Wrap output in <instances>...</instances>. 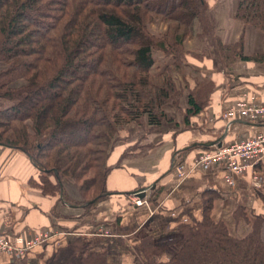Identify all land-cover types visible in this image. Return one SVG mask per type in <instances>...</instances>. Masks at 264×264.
Wrapping results in <instances>:
<instances>
[{
  "label": "trees",
  "instance_id": "obj_1",
  "mask_svg": "<svg viewBox=\"0 0 264 264\" xmlns=\"http://www.w3.org/2000/svg\"><path fill=\"white\" fill-rule=\"evenodd\" d=\"M236 2L234 19L264 34V0ZM158 21L166 30L156 35L150 26ZM193 38L209 41V48L187 51ZM154 53L166 60L155 73ZM190 57L212 60L213 71L235 63L264 67V52L244 55L243 37L222 42L206 0H0V65L6 67L0 69V146L25 154L43 175L29 180L31 188L53 199L62 192L68 206L89 213L112 195L106 181L121 161L152 148L140 139L111 164L121 127L137 123L157 133L177 118L187 126L208 106L212 74L194 68ZM70 130L81 132L78 142L66 141ZM64 178L79 188L82 202L67 198ZM205 202L203 221L180 229L167 263L156 262L163 251L145 238L136 264H264V216H253L250 233L237 239L211 220ZM237 211L236 218L245 216ZM45 264L107 262L76 238Z\"/></svg>",
  "mask_w": 264,
  "mask_h": 264
},
{
  "label": "crops",
  "instance_id": "obj_2",
  "mask_svg": "<svg viewBox=\"0 0 264 264\" xmlns=\"http://www.w3.org/2000/svg\"><path fill=\"white\" fill-rule=\"evenodd\" d=\"M209 3V16L224 44H234L243 37L245 56L264 52V34L234 19L236 0H209ZM156 25L150 26L152 33V26L155 29ZM185 47L198 54L209 48V41L202 44L193 38ZM189 63L203 74H212L215 89L208 106L191 118L187 126L183 118H177L164 123L157 133L140 138L142 146L152 148L143 157L121 161L110 173L106 188L112 195L91 216L84 215L79 208H63L56 197L49 198L31 188L29 180L36 179L38 172L30 159L17 150L0 146V232L11 239L32 238L50 230L64 232L46 245L35 247L22 259L0 254V264H45L58 249L69 246L76 238L84 240L87 253L103 254L107 264H136L139 258L135 250L143 239L149 238L163 251L156 262L167 263L178 248L180 229L203 221L208 197L212 198V220L224 223L229 234L237 239L250 233L253 216H264V189L253 187L249 172L236 176L234 187L229 188L221 166L197 168L180 178L175 163L176 159L180 160L187 168L208 149L200 144L215 142L222 136L225 131L222 114L239 97L240 89L264 87V67L235 63L228 69L213 71V62L206 57L202 60L190 57ZM259 128H264V124L251 127L234 120L222 145L232 129L237 135L250 136L255 131L258 133ZM139 140L123 142L126 147L122 150ZM233 141H236L234 137L229 143ZM186 148H190L186 155L179 153ZM120 155L110 157V163H117ZM255 169L264 179V165ZM152 184L155 187L147 191L145 200L155 209L154 214L145 208H132L129 197ZM69 194L72 200L79 201L77 194ZM238 207L244 210L245 219L233 216Z\"/></svg>",
  "mask_w": 264,
  "mask_h": 264
},
{
  "label": "built area",
  "instance_id": "obj_3",
  "mask_svg": "<svg viewBox=\"0 0 264 264\" xmlns=\"http://www.w3.org/2000/svg\"><path fill=\"white\" fill-rule=\"evenodd\" d=\"M225 122V130L228 132L231 122L246 121L254 124L264 122V98L251 92H243L233 105L221 116ZM264 164V132L256 133L245 141H233L204 151L187 168L177 164L180 176H186L189 172L201 167L221 166L224 169V181L229 188L235 185V177L253 172L259 165ZM255 184L260 180L254 178ZM131 204L140 207L146 204V200L140 199L138 194L132 196ZM50 234V232H48ZM46 231L40 232L35 238L24 239L17 237L11 239L8 235L0 232V254H8L19 260L26 257L35 247L46 244L53 235ZM49 236V237H48Z\"/></svg>",
  "mask_w": 264,
  "mask_h": 264
},
{
  "label": "rangeland",
  "instance_id": "obj_4",
  "mask_svg": "<svg viewBox=\"0 0 264 264\" xmlns=\"http://www.w3.org/2000/svg\"><path fill=\"white\" fill-rule=\"evenodd\" d=\"M207 1V3H208V5H210V3H209V0H206ZM154 24H157L156 26H157V28H155L154 29V27L152 26V30H154L153 31V34H154V32H160V33H164L165 32V30H166V26L164 25V24H162V23H160L159 21L158 22H156V23H154ZM195 30L197 31V25H195ZM192 40V39H191ZM190 41V40H189ZM188 42V41H187ZM154 58H155V60H156V67L152 70L154 73L155 72H158L163 66H164V64L166 63V60H165V58L161 55V54H159V53H154ZM6 67L5 66H3V65H0V69H5ZM176 81H179V79L178 78H176ZM251 88H249L248 90L249 91H247V90H245L246 88H244V89H240L237 93H239V94H241V93H243V92H251V93H255V94H257V95H259L261 98H264V87H256V86H250ZM238 99V98H237ZM236 99V100H237ZM235 100V101H236ZM234 101V102H235ZM233 102V103H234ZM6 103V102H5ZM6 105L7 106H10V103H6ZM233 105V104H232ZM231 105V106H232ZM230 106V107H231ZM229 107V108H230ZM228 108V109H229ZM252 130H254V129H252ZM141 131V132H140ZM255 131V130H254ZM259 132H264V128H259L258 129V133ZM67 133L69 134V136H67V135H65V137H66V141L67 140H71V139H74L75 141H79L80 140V136H81V132H79V131H73V130H70V131H67ZM147 133L148 134H150V132L148 131V129L147 128H145V127H142L141 125H139V124H137V123H130V124H128V125H126V126H123V127H121L120 129H119V132H118V137H119V140H118V142L115 144V146H114V151L112 152V154L110 155V157H112V158H115V157H117V156H119L120 154L122 155L124 152V150H122V149H124L125 147H126V144L125 143H123V142H127V141H132V140H135L136 141V139H140V138H144V135H147ZM235 135H237L236 134V131L234 130V129H232L231 131H230V135H229V138H227L226 140H225V144L226 143H229V141L231 140V138H235L236 139V141H245V140H248L249 138H251V136L253 135H256V131L252 134V135H250V136H246V134H241V133H239L237 136H235ZM143 136V137H142ZM252 136V137H253ZM145 139V138H144ZM129 148V147H128ZM127 148V149H128ZM126 149V150H127ZM125 150V151H126ZM119 152H121L120 154H119ZM204 152V151H203ZM135 153H136V151H135ZM121 155H120V157H121ZM110 157H109V161H110ZM120 157H119V159H120ZM125 160V159H124ZM264 165V164H263ZM263 165H261V166H263ZM176 170L178 171V169L176 168ZM248 173V172H247ZM250 173V175H251V181H252V184H253V187L254 188H256V189H259V188H263L264 189V179L262 178V176H259L258 175V173L256 172V169L253 171V172H249ZM187 175V174H186ZM39 176H43V175H41L40 173H38L37 174V176H36V179L38 180V178H39ZM179 177L181 178V177H184V176H180L179 175ZM254 178H257L258 180H260V184L259 183H257V185L255 184V181H254ZM261 178H262V180H261ZM52 180V179H51ZM66 185V186H65ZM64 186H65V188H64ZM62 187H63V189H64V192L66 193V196H67V198H70L68 195H70L69 194V192H73V193H75V194H77V196H79L78 197V200L79 201H77V202H82L83 201V199H82V197H81V192H80V190H79V188L74 184V182L72 181V180H70V179H67V178H64V179H62ZM133 195H136V193H133L130 197H129V205L132 207V208H145V209H147L151 214H154V210L155 209H153L152 207H151V204L150 203H148V201L146 202V204H142V206H140V207H135L134 205H132L131 204V202H130V200L133 198L132 196ZM111 196V195H110ZM109 196V197H110ZM108 197V198H109ZM56 198H57V200H58V203L60 204V206L61 207H63V208H66L67 206H68V204L66 203V202H64L63 201V196H62V192H60V193H57L56 194ZM107 198V199H108ZM122 198H124V199H126L127 197H125V196H122ZM71 199V198H70ZM107 199H104L103 201H101V202H99V203H97L92 209H90L89 210V213H86V211H84L83 209V214H85V215H87V216H91V213L92 212H95V211H97L98 209H99V205L101 204V203H103V202H105V201H107ZM205 201H208V203H209V205H210V207H212V203H210L211 201H212V198L211 197H208V198H206V200ZM92 202H89V204H91ZM207 203V204H208ZM86 204V203H85ZM86 205H88V203L86 204ZM205 207V206H204ZM238 208H240V207H238ZM238 208L235 210V212H234V215H236L237 213L236 212H238L237 210H238ZM243 213V212H242ZM233 215V216H234ZM243 215H244V213H243ZM248 215H250L249 213H248ZM238 217L240 216L241 218H244L245 219V216H241V214L240 215H237ZM250 216H253V215H250ZM211 218V217H210ZM236 218V217H235ZM212 220V219H211ZM238 220V219H237ZM212 221H214V220H212ZM244 221H246V220H244ZM252 221V220H251ZM214 222H216V221H214ZM219 222V221H218ZM247 223V222H246ZM250 224H251V229H252V222H250ZM56 232H54V231H46L47 233L48 232H50V234L49 235H53L52 236V238L53 237H56L57 235H60V234H62V233H64L63 231H58V230H55ZM263 231H264V229H263ZM248 235V234H247ZM246 235V236H247ZM37 235H35V236H33L32 238H35ZM49 237V236H48ZM17 238V237H16ZM32 238H27V239H32ZM51 238V239H52ZM50 239V240H51ZM263 240H264V233H263ZM47 243H49V241L47 242ZM46 243V244H47ZM45 245V244H44ZM43 246V245H42ZM138 258H139V256H138ZM139 261H141V259L139 260ZM136 263H137V260H136Z\"/></svg>",
  "mask_w": 264,
  "mask_h": 264
},
{
  "label": "water",
  "instance_id": "obj_5",
  "mask_svg": "<svg viewBox=\"0 0 264 264\" xmlns=\"http://www.w3.org/2000/svg\"><path fill=\"white\" fill-rule=\"evenodd\" d=\"M234 122H231V124H233ZM241 124H244L246 126H251V127H257L258 124H254V123H250V122H246V121H240ZM227 135V131L225 130L222 134V136L216 140L215 142H210V143H206V144H200L199 146L200 147H203V148H212V147H217V148H220L221 145H222V141L224 140V138L226 137ZM155 187V184H152L149 188H145V189H140L138 191H136L135 193L138 194V197L140 199H144L146 197V192L148 190H153Z\"/></svg>",
  "mask_w": 264,
  "mask_h": 264
}]
</instances>
